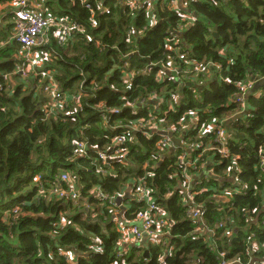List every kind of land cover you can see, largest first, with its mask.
I'll return each mask as SVG.
<instances>
[{"label":"clouds","instance_id":"9594fccd","mask_svg":"<svg viewBox=\"0 0 264 264\" xmlns=\"http://www.w3.org/2000/svg\"><path fill=\"white\" fill-rule=\"evenodd\" d=\"M261 82L264 0H0V264H264Z\"/></svg>","mask_w":264,"mask_h":264},{"label":"water","instance_id":"95a60500","mask_svg":"<svg viewBox=\"0 0 264 264\" xmlns=\"http://www.w3.org/2000/svg\"><path fill=\"white\" fill-rule=\"evenodd\" d=\"M262 85H264V82H261ZM258 86H261V85H258Z\"/></svg>","mask_w":264,"mask_h":264},{"label":"trees","instance_id":"16d2710c","mask_svg":"<svg viewBox=\"0 0 264 264\" xmlns=\"http://www.w3.org/2000/svg\"><path fill=\"white\" fill-rule=\"evenodd\" d=\"M259 87V86H258Z\"/></svg>","mask_w":264,"mask_h":264}]
</instances>
